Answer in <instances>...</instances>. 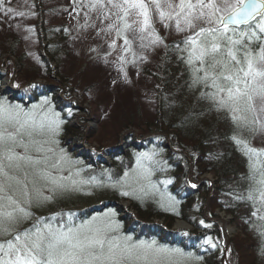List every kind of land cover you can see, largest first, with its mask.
<instances>
[{"label": "rangeland", "instance_id": "obj_1", "mask_svg": "<svg viewBox=\"0 0 264 264\" xmlns=\"http://www.w3.org/2000/svg\"><path fill=\"white\" fill-rule=\"evenodd\" d=\"M229 2H234V0H229ZM94 4L95 0H3V3H0V32L15 38L17 45L15 53H22L25 64L31 67L37 76L35 81L39 82L38 84L41 86H47L46 93L39 94L37 97L39 102L30 108H24V111L35 110L38 117H47L46 122L60 121L58 131L45 129L35 138L46 140L49 135L51 136L50 140L56 143L55 146L49 143L47 146L57 148L59 151L55 153L62 154L65 160L60 162L59 169L48 167L47 172L51 173L52 177L59 179L60 183L67 185L64 190L57 189L56 191L60 193L55 194L52 192L54 185L47 179H36L33 175L34 169L25 167L22 171L15 173L16 178L22 181L21 184H16L15 180L3 181L6 185H10L7 191L9 190V193L18 198L21 206L25 209L29 206L23 203L26 197L22 195V192L25 190L28 192L27 198L33 201L30 207L38 200H43V197H51L50 200H43V203L48 205L53 198L64 200V198L74 197V195H87L90 198L88 203L74 206L76 212L71 213L73 216L92 205H98L106 200H114L117 204L116 207L105 208L100 212L92 213L93 215L90 213L88 215L90 217L83 218V222L68 214V217L61 223L80 225L92 221L94 218L101 220L110 216L119 225L118 230L110 235L117 237H121L116 233L124 230L126 224L139 223L140 221L146 226L150 224L156 230L163 231V235L172 233V231L179 232V235H186V231H195L198 236L196 249L201 252V255H198L199 261L196 262H205L206 257L217 253L223 258L224 264L223 236L220 226L230 229L229 247L231 239L238 241L239 230L232 222L231 216L217 207L213 210V214H216H211L207 218L205 212L211 213V210L208 208L205 211L204 204L209 191V180L213 179L211 175L201 180L202 184L193 189L195 193H191L185 198H179V195L173 193L174 187L179 184L177 179L172 178L173 169L165 163L166 155L162 154V147L159 149L143 147L138 149L140 152L135 147L138 145L137 142L136 145L128 147L129 144L136 141L135 136L141 137L148 134L147 121L151 119L156 105L152 93L144 89L149 82L141 83L143 79L149 78H147L146 70L153 65L155 59L159 60V54L162 55L164 46L179 38L186 39L192 33L190 30L177 31L175 21H161L159 16L153 13L151 27L144 33L138 31L133 33L129 30L118 34L117 27H113V25L122 27V23L113 15L116 10L111 9L107 0H101V7L91 6ZM261 20H264V16L255 21V28L251 29L249 33L246 32L245 37H249L252 32L257 35L256 29L259 30L257 25ZM60 30L65 35V39L60 45L63 47L60 53V58L63 60V76L56 71L55 62H52L50 68H45L44 63L40 64L41 59L46 60L50 56V43L58 39L55 34ZM229 34L232 35L231 32ZM141 36L144 38L141 39ZM156 37L159 39L153 42ZM125 39L129 41L128 45H125ZM261 46H264V42ZM259 51L260 48L253 54L258 55ZM2 56L0 57V75H2L0 90L7 97L23 95L24 98L21 99L26 100L25 97L31 96V92L25 90L26 93H23L22 89L26 87L25 83L31 81L30 78L25 75V71L20 68L12 55L6 58ZM144 64L148 67L142 68ZM44 71H49V77H43V75L45 76ZM13 83L18 84L17 87ZM10 89H14L16 92L13 93ZM143 92L146 98L141 95ZM135 102L146 120L141 122L142 124L140 123L138 127H124L125 121L122 120V116L129 115L131 111L135 112L133 110L137 106ZM258 104L257 101V106ZM44 105H49V107L44 109L42 108ZM252 115L258 122L256 135L252 137L251 144L262 145L264 144V113L256 111L252 112ZM64 125L77 130L83 140L81 141V138L80 141H77L72 138V135L65 134L62 130ZM52 127L55 128V124ZM155 131L158 130L152 132ZM162 136L163 145L166 139L171 144L166 135ZM171 146L175 148L174 145L171 144ZM85 147L89 149H84ZM105 147L106 150L99 154L102 161L111 163L112 159L108 150L112 148L116 150L114 154H121V157L117 156L116 158L119 163L115 166L112 164V167L114 166L113 168H116L117 171L112 172V168L110 171L103 170L105 173L95 178L97 175L87 173L89 166L83 160H74V154L78 155L76 151L80 149H83L79 153L84 157L87 153H92L94 149L101 150ZM165 151L167 152L166 149ZM29 154L37 159L35 152ZM58 155L53 157V161L58 159ZM124 159L127 164L121 162ZM154 165L158 166V172H155ZM36 167L44 168L45 166L41 164ZM24 172L29 173L28 181L24 180ZM33 179H36L35 184L30 182ZM73 181L76 183L73 184ZM167 181H171V183H167ZM38 189L40 194L37 192ZM125 191L130 195H121ZM114 194L118 195L117 199L109 198ZM133 201L149 211L153 210L152 207H156L153 211L154 216L151 214L152 217L149 220L138 216ZM41 209H37L33 213L32 209H29L33 215L30 219L31 225L28 229L20 227L19 231L20 229L21 232L31 231L33 225L37 223L42 225L45 216L58 214L56 210L48 214ZM160 212L172 215V223L168 225L166 220L158 217ZM220 213L226 218L223 225L218 221ZM182 216L188 217L196 225L193 226L189 221L182 219ZM35 220L38 222L34 223ZM210 227L220 229L219 237L211 235L212 232L210 234L205 232L204 228L209 229ZM146 233L151 234L152 238L155 236L152 232ZM140 238L146 237L141 236ZM209 240L211 243L206 242ZM132 241L152 243L154 240ZM154 242L158 247L169 250L178 249L182 252L177 247L178 244L168 247V244L170 245L168 241L165 244H162L160 240ZM213 245L215 246L213 247ZM194 250V248H190L188 252L183 253V257L174 259L179 264H195L194 259L192 260Z\"/></svg>", "mask_w": 264, "mask_h": 264}, {"label": "trees", "instance_id": "obj_2", "mask_svg": "<svg viewBox=\"0 0 264 264\" xmlns=\"http://www.w3.org/2000/svg\"><path fill=\"white\" fill-rule=\"evenodd\" d=\"M255 25L256 24L253 23L248 27L237 29V34L241 30L249 33L251 29L255 28ZM256 32V36L260 38L259 41H256L255 38L249 41L248 37H244L242 41V43L247 45L253 52H257L264 42V33L257 29ZM12 35L14 34L12 33ZM55 37L58 39L50 43V56L46 58V60L41 59L40 64L44 63L46 66L45 68H50L52 62H55L56 71H58L59 75L63 76V60L60 58L63 47H60V45L62 40L65 39V35H63V31L60 30L56 32ZM186 39L179 38L169 45L164 46L162 55L159 54V60L155 59L156 61H153L154 63H152V66L148 67L146 64L142 65V68L145 66L148 67L146 73L147 78H149L143 79L141 83L149 82L148 86L146 85L144 89L152 93L156 104L151 119H147L146 128L148 129V134H158L150 137L147 141H143L141 146L147 148L153 145L154 148H159V145L163 146L161 141L163 139L162 135H164V137L166 135L174 147L187 153L186 155L170 154L167 152L165 154V163L169 168L173 169L174 175H172V178L177 179V183L179 184L173 189V193L179 195V198H185L191 193H195L187 183L190 161L192 162L191 173L194 180H198L204 174L211 175L214 182L208 203L211 214H216H213V210L216 207L224 210L231 216L232 222L236 224L239 230V234L237 235L238 241L233 239L230 240L227 256L229 263L264 264V198L261 197V190H264V184L260 183L261 173H264V144H251L252 137L256 135L258 121L256 122L252 112L247 111L235 113L240 119L233 120L234 114L229 109L219 108L218 105L205 95L214 92L215 89L210 86L206 87L203 84L193 83V68L200 67V64L199 61L195 60L192 65L187 63L190 46L184 44ZM16 48L15 38L11 35L6 36V34L0 32V57L8 54L12 55L17 60L20 68L25 71V75L31 80L25 83L26 87L22 89V92L26 93L25 90H27L31 92V96H26V100H23L21 99L24 98L23 95L21 97L16 96L11 98L0 91V102L10 107L19 106L23 109H27L39 102L37 97L39 94L46 93L47 86H41L35 81L37 79L36 74L31 67L25 64L22 53H15ZM197 75H203V73H197ZM43 77H49V71L45 72V76L43 75ZM63 79L66 78L63 77ZM13 85L17 87L18 84L13 83ZM141 95L146 98L144 92ZM48 107L49 105L42 106L44 109ZM133 110L135 112L131 111L129 115L124 114L122 116V120L125 121L123 123L125 124L123 125L124 127H138L141 122L146 120L138 105L135 106ZM152 129L158 131L152 132ZM62 130L65 134L72 135V138L77 141H80L82 138L77 130L67 125H64ZM50 139L51 136L48 135L46 140L49 141V144L55 146L56 143ZM82 140L83 138L81 141ZM25 141H27L26 138ZM137 143L138 145L140 144L139 142ZM47 145L48 144L45 145L46 148L49 147ZM130 145H136V141L129 144L128 147ZM249 148L255 150L254 153L248 152ZM52 149L57 153L59 151L57 148ZM82 150L83 149L76 151L78 155L74 154V160L81 159L86 165L89 164L90 168L87 171L88 174H95L97 175L95 178H97L100 177V174L105 173L103 170L110 171L112 168V172L117 171V169L113 167L119 163L116 158L117 156L121 157V154H114L116 151L115 148L108 150L112 159L111 163H107L106 161L103 163H96L94 161L97 157L95 152H89V154L87 153L82 157L83 155L79 153ZM16 151L21 155L24 154L22 148H17ZM35 155L37 159L42 160L44 158L43 153H36ZM47 155L53 156V153H48ZM99 159L101 158L99 157ZM121 162H126L127 164L126 159ZM112 164L114 165L113 167ZM15 173L16 172L13 171L10 174L16 177ZM37 192L40 194L39 189ZM7 193L8 195H13L9 193V190ZM59 193L60 192L55 191V194ZM13 197L19 200L14 195ZM117 197L118 195L114 194L109 198L117 199ZM89 199L87 195H74V197H67L64 198V200L53 198L48 205H45L43 200H40V202L33 203L32 207L28 206L26 210L29 211V209H32L31 212L33 213L35 210L42 208L41 211H46L48 214L56 210L58 214L56 216H45V221L41 226L45 223H50L53 227H61L66 225V223L61 222L68 217V214L76 212L74 206L86 204ZM108 201H110L111 204L115 203L114 200H106L98 205H92L86 210H81L79 214H74V216L71 214L70 217L78 220L86 218L95 208L99 209V207H106ZM133 202L138 216H142L145 220H149V218L152 217L150 216L151 214L154 216L155 213L153 211H155L154 209H156V207H152L153 210L150 209L149 211L142 206L140 207L136 201ZM143 209L149 213L145 212ZM157 210L159 212L158 208ZM166 214L168 213L160 212L158 217L166 220V223L169 225L172 223L173 217L172 215ZM32 217L33 215L31 214L29 218L24 219L19 224L17 230L19 231L20 227L28 229L31 225L30 219ZM181 218L189 221L193 226L196 225V223L192 222L188 217L182 216ZM37 222L38 220H35L34 223ZM126 225V228L121 230V233L125 236L132 235L131 237L134 241L160 240L162 244L168 241L170 243L168 246H175V244H178L177 247L180 248L182 251L181 253H186L190 248H194L192 260L194 259L195 264H223V258L217 253L206 257L205 262H196L199 261L198 255H201V252L196 249L198 236L195 231H186V235H179V232L174 231L167 235H163V231L156 230L155 227L150 224L146 226L142 221ZM215 228L217 227H210L209 229L204 228V230L207 234L212 232L211 235L219 237L220 229ZM146 232H152L155 236L152 238L151 234H147ZM141 236L146 238H140ZM2 242L3 240H0V243Z\"/></svg>", "mask_w": 264, "mask_h": 264}, {"label": "snow or ice", "instance_id": "obj_3", "mask_svg": "<svg viewBox=\"0 0 264 264\" xmlns=\"http://www.w3.org/2000/svg\"><path fill=\"white\" fill-rule=\"evenodd\" d=\"M107 4L116 10L113 15L122 23V27L113 25L118 34L129 30L144 33L151 27L153 13L161 21H175L177 31L190 30L192 34L184 41L190 46L187 63L192 65L195 60L200 64L193 68V83L215 89L205 95L219 108L229 109L234 114L233 120L240 119L235 113L241 111L264 113V46L254 55L253 50L242 43L247 33L237 34V27L247 24L254 14L264 16V0H107ZM91 6L101 7V0H95ZM257 27L264 33V20ZM253 38L260 39L255 32L248 37L249 41ZM158 39L156 37L153 42ZM124 43L128 45L129 41L125 39ZM46 120V116L38 117L35 110L25 112L19 106L10 107L0 102V240H3L0 264H179L174 258L184 254L178 249L161 248L154 241L133 242L130 236L110 235L119 228L110 216L80 225L53 227L45 223L33 225L31 231H17L19 224L31 213L7 193L10 185L3 181L22 183L11 172L32 167L36 179H47L55 186L52 191L67 188L47 172L48 167L59 169L65 157L56 154L51 147L46 148L48 140L35 138L45 129L58 131L59 120ZM17 148H22L24 154H19ZM254 151L248 149V152ZM30 152L45 155L42 160L34 159ZM46 153L58 155V159L53 161V156ZM41 164L45 167H36ZM28 176L29 173L24 172L25 181ZM36 179L30 182L35 184ZM260 183L264 184V173H261ZM22 195L26 197L23 203L30 206L33 201L27 198L28 192L25 190ZM121 195L130 193L125 191ZM261 197L264 198V190H261ZM42 199L47 201L51 197ZM206 242L211 243L210 240Z\"/></svg>", "mask_w": 264, "mask_h": 264}, {"label": "water", "instance_id": "obj_4", "mask_svg": "<svg viewBox=\"0 0 264 264\" xmlns=\"http://www.w3.org/2000/svg\"><path fill=\"white\" fill-rule=\"evenodd\" d=\"M261 15L259 14H254L252 18L249 19L248 23L252 22L253 20H255L257 17H260ZM247 23V24H248ZM243 25H246V24H243ZM243 25H240V26H243ZM231 27H236V26H231ZM239 27V26H238ZM168 147V146H167ZM191 166V164H190ZM205 178L204 176L202 177V179ZM189 181L190 183H192V180L190 179L189 177ZM202 181H200L199 183H201ZM205 210H206V207H205ZM223 229H224V232H223V238H224V247H225V250L227 249V244H228V238H229V232L230 230H227L226 227L223 226Z\"/></svg>", "mask_w": 264, "mask_h": 264}, {"label": "bare ground", "instance_id": "obj_5", "mask_svg": "<svg viewBox=\"0 0 264 264\" xmlns=\"http://www.w3.org/2000/svg\"><path fill=\"white\" fill-rule=\"evenodd\" d=\"M207 177V176H206ZM209 208V207H208ZM220 217L218 218V221L223 225L225 222H226V218H225V216L224 215H222L221 213H220V215H219ZM179 224H181L180 222H178ZM178 224V225H179ZM227 229V228H226ZM227 230H230V229H227ZM225 264H230L229 263V261L228 260H226V263Z\"/></svg>", "mask_w": 264, "mask_h": 264}]
</instances>
